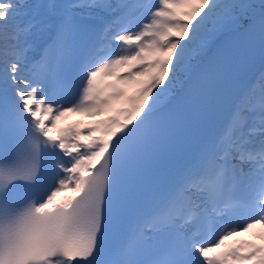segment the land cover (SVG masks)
Listing matches in <instances>:
<instances>
[{
	"label": "snow or ice",
	"instance_id": "1",
	"mask_svg": "<svg viewBox=\"0 0 264 264\" xmlns=\"http://www.w3.org/2000/svg\"><path fill=\"white\" fill-rule=\"evenodd\" d=\"M257 27L264 0H0V264H264V243L225 246L264 241V75L157 188L129 189L180 74ZM71 112L111 114L52 135Z\"/></svg>",
	"mask_w": 264,
	"mask_h": 264
},
{
	"label": "bare ground",
	"instance_id": "2",
	"mask_svg": "<svg viewBox=\"0 0 264 264\" xmlns=\"http://www.w3.org/2000/svg\"><path fill=\"white\" fill-rule=\"evenodd\" d=\"M46 2H44L42 0H26V3L29 5L36 4V3H46ZM56 2L62 4V3L70 2V0H56ZM250 2L259 4L260 0H250ZM238 31L239 30H225V31L220 32L216 36V38H215L212 46L209 48V50L205 54H203L201 57H199L195 61H193V63L197 65L196 69L190 74H185V73L180 74V76H179L180 80H181L180 83L175 82V84L172 88V91L170 92L169 96L165 100L161 109L175 100L177 94L180 92L181 88L190 80L192 74L200 69L201 65L204 62L206 54L212 50V48L218 43V40L220 38L224 37L227 33L233 34V33H236ZM262 75H264V73H261L259 75V78L257 79V81L253 85H256L257 87H259V81H260V78ZM129 91H134V89H129ZM110 114L111 113H105V115H101V116H92V115H88V114L80 113V112L66 113L63 117H61L57 121V127H56V129L53 130V132L51 134L56 135V134H58V132L60 130H63V129H68V128L80 129L82 126L95 125L99 121L107 119V116ZM81 139H83V138H81ZM71 194H72V192L70 189L65 190L64 192L60 193L56 199L59 201L63 198L70 196ZM259 231H260L259 227L257 226V228L250 229L248 232H237L235 235L229 237L228 240L225 241V243L230 244L232 241V238L235 236L238 237V240H241L245 237H250L253 240L251 243H254V241L257 243H264V241L260 240L257 236V233Z\"/></svg>",
	"mask_w": 264,
	"mask_h": 264
}]
</instances>
